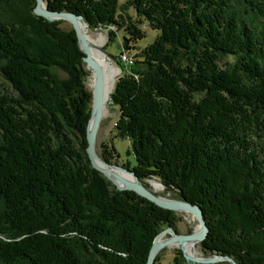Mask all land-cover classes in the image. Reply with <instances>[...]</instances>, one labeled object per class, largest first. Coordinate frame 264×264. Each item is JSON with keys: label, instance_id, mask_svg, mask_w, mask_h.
Segmentation results:
<instances>
[{"label": "trees", "instance_id": "trees-1", "mask_svg": "<svg viewBox=\"0 0 264 264\" xmlns=\"http://www.w3.org/2000/svg\"><path fill=\"white\" fill-rule=\"evenodd\" d=\"M118 1L45 0L126 49L144 36L128 7L157 31L110 93L130 168L201 207L203 249L264 264V0ZM34 5L0 0V264H145L173 211L91 166L84 54Z\"/></svg>", "mask_w": 264, "mask_h": 264}, {"label": "rangeland", "instance_id": "rangeland-1", "mask_svg": "<svg viewBox=\"0 0 264 264\" xmlns=\"http://www.w3.org/2000/svg\"><path fill=\"white\" fill-rule=\"evenodd\" d=\"M124 1L125 0H119L118 4L122 5V3ZM121 11H122L121 8L118 6L117 13H122ZM126 14L131 18V21L136 23L138 28L144 34V36L140 39L128 41L129 48H127V49L123 48L122 43H121L123 41V39H122L123 36L126 35L123 28L117 30L116 27L113 25H110L107 27L91 28V27H88L87 24L86 25L84 24V25H82V29H83L85 34H88L86 31V29H87L88 32L92 36H97L98 34H103V36H104L103 41L100 43L99 46H97V49L101 54L105 55L104 58H105L106 63L109 66L116 68V74L114 76V81L110 85L111 89H106V95L104 98V108L106 107L105 102L107 101L108 112L104 113V111H103L102 118L99 122L98 130H97L96 136H95V145H94L95 152L99 158L103 159L101 157V145L102 144H106L107 146L112 145L115 149V152L112 153V159L110 162H108V164L112 165L111 166L112 168H114V167L120 168L121 167V168H126V169L131 170L130 167H132V165H134V163H135V160H134V157H133V154L131 151V141L128 137L119 135V133L117 132L116 121L118 118V109L115 105L112 104V101L110 99V93L112 92L114 85H115L116 81L118 80V78L121 77L125 73H129V70H130L129 66L132 65V62L134 60V56L143 47H145L148 43H150L153 40V38L157 34V31L154 30L153 28H151L149 26V23L147 21H145V19H143L142 17H139L132 8L128 7L126 9ZM53 20H58L59 21V27L64 29V30L73 29L71 23L66 18H56ZM139 21H141V22H139ZM128 24H126V25H128ZM83 26H85V27L83 28ZM109 30H112L113 34H110ZM100 48H101V50H100ZM90 49H91L92 56L94 57L95 52H94L93 47L90 46ZM120 64L124 65V67H121ZM82 69L84 71V74L82 77L83 84H84L85 88L90 92V95H91V92H92L93 87H94V72L87 65V63L84 62L83 60H82ZM55 73L60 79H65L68 77V75L66 73L59 71V70H55ZM0 81H1V77H0ZM4 86L7 87L6 84H4ZM89 105H90V111H91L92 98H90V104ZM88 120H89V118H88ZM87 125H88V121H87ZM87 125H86V134H87ZM117 172H119V170H117ZM124 176H125V174H124ZM139 182L150 193H152L155 196L168 198V199H175V200L181 199L176 194L175 190L167 189L155 177L145 179L143 182H141L139 180ZM152 182L156 183L159 187L158 188L152 187V185H151ZM147 201H149V200H147ZM149 202H151V201H149ZM160 208H162V207H160ZM163 209H165V208H163ZM167 210H169V209H167ZM171 211H173V210H171ZM173 215H174L173 224L163 225L162 227H160V230L157 233H159L163 229H166L168 226L172 227V229L175 230L178 234H191L193 232H196L198 230V228H200L199 223L197 222L196 218L191 213H189L188 211L174 210ZM170 237H171V233H169V232L162 235V238H165V239L170 238ZM202 241L201 242L195 241L194 244L192 245L194 247V250H195L194 253L195 254H190L189 252L187 253V251H186L187 254H190L191 256H193L199 260H192V259L186 258L184 256L183 250L181 248L183 246H181L179 243H173V244H166L163 247H161V249L155 255L152 264H233L231 262V260L227 258L229 256L221 255V254L215 253V252H208L206 249H203L201 246ZM215 256H223V258L213 259L212 261H204L205 259H207V260L212 259ZM224 256H226V257H224ZM229 258H231V257H229ZM155 259H156V261H155Z\"/></svg>", "mask_w": 264, "mask_h": 264}, {"label": "water", "instance_id": "water-1", "mask_svg": "<svg viewBox=\"0 0 264 264\" xmlns=\"http://www.w3.org/2000/svg\"><path fill=\"white\" fill-rule=\"evenodd\" d=\"M35 6L33 7V12L38 15L46 18L48 20H53L56 18H66L71 23L73 30L75 32L77 43L80 50L83 52V61L87 63V65L94 72V87L91 92L92 98V106L90 111V116L87 125V146L86 152L88 158L90 160L91 166L98 170L104 177H106L118 190H130L134 191L139 196L146 198L147 200L153 202L155 205L169 209V210H185L191 213L199 223L200 228L196 232L191 234H178L172 227L168 226L166 229L161 230L156 236L153 238L151 243L147 260L145 264H152L155 255L157 252L166 244L179 243L183 246L185 243L191 241H202L205 239L208 228L204 220L203 212L201 207L198 204H193L185 199H168L159 196H155L150 193L138 180L136 175L132 170L126 168H112L108 162L99 158L95 152V136L98 130L99 122L102 118L104 111V93H103V71L102 68L95 63L91 56L90 46L84 36V32L81 28V24H85L86 22L83 20L82 16L77 15L73 12L68 11H55L51 10L47 7L45 0H34ZM103 50V49H102ZM119 170V172H117ZM125 175H128L129 178H126ZM162 184V183H161ZM171 233L170 238H162V235L165 233ZM162 238V239H161ZM183 254L186 258L192 260H199L195 257L187 254L183 247ZM226 257V256H224ZM223 258V256H215L212 259H205L204 261H212L213 259ZM231 260L233 264H236L231 258L227 257Z\"/></svg>", "mask_w": 264, "mask_h": 264}, {"label": "bare ground", "instance_id": "bare-ground-1", "mask_svg": "<svg viewBox=\"0 0 264 264\" xmlns=\"http://www.w3.org/2000/svg\"><path fill=\"white\" fill-rule=\"evenodd\" d=\"M82 25L84 24H81V28H82ZM85 26H83L84 28ZM83 30V29H82ZM87 33L89 34H85L84 33V36L86 37V40L87 42L90 44L89 46L93 47L94 49V57L92 56V53H91V56H92V59L95 61V63H97L101 68H102V71H103V95H104V98H105V95H106V89H111L110 88V85L112 84V82L114 81V76L116 74V68H113L112 66H109L106 61H105V58L103 54H101L98 49H97V46L100 45V43L103 41V34H98L97 36H92L88 30L86 29ZM84 32V31H83ZM91 50V49H90ZM101 50V48H100ZM99 52V53H98ZM103 53V52H102ZM103 105H104V102H103ZM105 105L106 107L104 108V113L108 112V106H107V101L105 102ZM126 178H129L127 175H125ZM152 187H155V188H158L159 186L152 182ZM194 244V241H191V242H188V243H185L183 245V248L185 250V252L187 251V253L189 252L190 254H195V250H194V247L192 246Z\"/></svg>", "mask_w": 264, "mask_h": 264}]
</instances>
